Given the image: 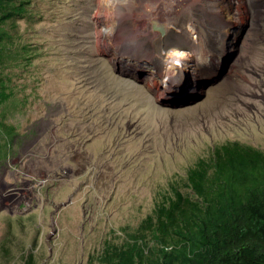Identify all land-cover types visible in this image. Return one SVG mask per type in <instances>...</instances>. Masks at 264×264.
<instances>
[{
    "label": "rangeland",
    "instance_id": "rangeland-1",
    "mask_svg": "<svg viewBox=\"0 0 264 264\" xmlns=\"http://www.w3.org/2000/svg\"><path fill=\"white\" fill-rule=\"evenodd\" d=\"M30 1L34 18L5 27L14 46L0 41V152L18 134L0 153V264H103L108 243L153 241L136 237L141 224L171 184L187 192L188 170L215 146L264 151V0H166L170 35L155 45L136 43L161 36L137 17L159 0ZM102 11L115 19L106 38L96 36ZM244 26L240 54L204 100L164 103L173 98L153 68L141 82L139 59L163 58L168 36L193 35L190 50L208 56Z\"/></svg>",
    "mask_w": 264,
    "mask_h": 264
},
{
    "label": "trees",
    "instance_id": "trees-1",
    "mask_svg": "<svg viewBox=\"0 0 264 264\" xmlns=\"http://www.w3.org/2000/svg\"><path fill=\"white\" fill-rule=\"evenodd\" d=\"M29 4L0 0L3 51L14 46L5 27L34 18ZM15 139L0 152L5 158ZM184 187L187 192L171 184V195L141 224L136 237L144 240L143 232H150L151 243H108L102 263L264 264V151L237 141L215 146L188 170Z\"/></svg>",
    "mask_w": 264,
    "mask_h": 264
},
{
    "label": "water",
    "instance_id": "water-1",
    "mask_svg": "<svg viewBox=\"0 0 264 264\" xmlns=\"http://www.w3.org/2000/svg\"><path fill=\"white\" fill-rule=\"evenodd\" d=\"M152 29L154 32L159 33L161 37L167 35V25L157 26L154 24ZM233 29L236 35H229L228 40L215 38L217 48L212 55L202 56L200 54L193 56L192 59H187L184 62V67L180 66L179 69L172 67L164 68L163 61L157 56L140 58V66L146 70L140 75L142 78L141 82L143 83V79H148L152 75L150 68H153L156 71L155 75L162 81L164 93L173 98L162 100L164 103H169L173 107H179L192 105L204 100L208 89L223 82L232 64L240 54V47L245 37L247 26H244L240 33H238L240 28ZM222 35H226V33H221L220 37H223ZM181 36H179L180 38L177 36L168 37V39L164 40L162 46L165 50L180 46L177 39L185 41V36L182 34ZM158 73H162V75ZM68 203L70 201L61 204L60 208L68 205Z\"/></svg>",
    "mask_w": 264,
    "mask_h": 264
},
{
    "label": "bare ground",
    "instance_id": "bare-ground-1",
    "mask_svg": "<svg viewBox=\"0 0 264 264\" xmlns=\"http://www.w3.org/2000/svg\"><path fill=\"white\" fill-rule=\"evenodd\" d=\"M117 1L118 0H116V1L115 0H101V3H99V7H100V9H102L103 6H104V4H107V5H111V7L114 8L118 4ZM147 1L148 0H140V2L142 3L143 6H144V3L147 2ZM178 1H181V0H178ZM170 2L172 3V6H176V3H175L176 0H171ZM181 4H182V2H181ZM138 13H139V11H138ZM170 14H173V13H171V10L168 9V4H167L166 0H159V3H157L155 9H153V10H147V9H145L142 13H140V15L137 18H138V20H140V18H142V19H144V21H148V23H150V25L156 24L157 26H160V25H165L166 26V24L168 22H166L165 20H168L169 21V18L170 17L168 15H170ZM97 17H98V20L96 21V24L99 27H102L103 26L104 29L103 30L96 31V36H101L102 38H106V36H108L109 35V32L111 31V29L109 27H107V23L108 22H111L110 24H115V19L112 17V12H110V15L109 16H106V15L103 14V11H102V13H99V15ZM166 34H170V31L168 29H167ZM176 36L179 37L180 34L179 33H176L175 34V37ZM160 39H161V36H159L158 34H155L154 33L153 35H151V34H145V37H141L140 39H136L135 41L138 44H145L147 41H151L152 40L151 41L152 42V45H155ZM193 40H195V38L192 35V37L190 39V41H191L190 43H192ZM163 42H164V40L162 41V43ZM162 43L160 42L159 48L157 49L159 52H163L165 50V48L162 46ZM126 45H130V44H126ZM151 56H152V54H146L145 55V58H151ZM161 59H162V61L164 63V68L172 67V68L179 69L180 66H183L184 67V62H186L187 59H192V58L189 57V55L187 53H184V51L182 52V50L180 48V49H177V50L174 49V50L167 51L165 53V56L163 58H161Z\"/></svg>",
    "mask_w": 264,
    "mask_h": 264
},
{
    "label": "clouds",
    "instance_id": "clouds-1",
    "mask_svg": "<svg viewBox=\"0 0 264 264\" xmlns=\"http://www.w3.org/2000/svg\"><path fill=\"white\" fill-rule=\"evenodd\" d=\"M180 34V33H179ZM182 34V33H181ZM181 34H180V37H182L181 36ZM167 35H170V34H167ZM183 36H185L184 34H182ZM169 37V36H168ZM170 37H173V36H170ZM180 37H178V38H180ZM191 37H192V35H190L189 37H185V41H181V40H178L177 39V41H178V45H180V46H178V47H175V48H172V49H170V50H174V49H184L186 52H184V53H187L188 55H189V57H193V56H196V54H197V51H193V50H190L191 48H189L188 46L189 45H192L190 42L191 41H189L190 39H191ZM187 39H189L188 41H186ZM224 81V80H223ZM206 97H207V95H206ZM6 184V183H5ZM7 186L8 185H11V184H9V183H7L6 184ZM12 195H10L11 196V199H13V198H15V193H11ZM4 211V210H3Z\"/></svg>",
    "mask_w": 264,
    "mask_h": 264
},
{
    "label": "flooded vegetation",
    "instance_id": "flooded-vegetation-1",
    "mask_svg": "<svg viewBox=\"0 0 264 264\" xmlns=\"http://www.w3.org/2000/svg\"><path fill=\"white\" fill-rule=\"evenodd\" d=\"M188 47L191 48V45H189ZM262 92H263V90H262ZM261 102H262V106H263V108H264V95L261 96ZM255 109H256V111H257L258 108H255ZM14 178H15V181H14L15 184H12L11 187H12L14 190H15V189L17 190L18 187H17V188H15V187L17 186V182H16V181H19V178H18V177H14ZM27 181H30V180H27ZM29 195H31V193H29ZM4 208H5V204L2 203V204L0 205V211H3V210L5 211ZM9 213L12 214V211H9Z\"/></svg>",
    "mask_w": 264,
    "mask_h": 264
},
{
    "label": "crops",
    "instance_id": "crops-1",
    "mask_svg": "<svg viewBox=\"0 0 264 264\" xmlns=\"http://www.w3.org/2000/svg\"><path fill=\"white\" fill-rule=\"evenodd\" d=\"M8 175V174H7ZM9 176V175H8Z\"/></svg>",
    "mask_w": 264,
    "mask_h": 264
}]
</instances>
